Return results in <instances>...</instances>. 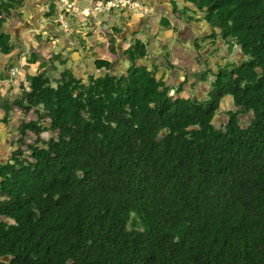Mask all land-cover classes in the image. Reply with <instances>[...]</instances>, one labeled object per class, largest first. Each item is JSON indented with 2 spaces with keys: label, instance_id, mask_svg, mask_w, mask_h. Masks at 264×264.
<instances>
[{
  "label": "trees",
  "instance_id": "16d2710c",
  "mask_svg": "<svg viewBox=\"0 0 264 264\" xmlns=\"http://www.w3.org/2000/svg\"><path fill=\"white\" fill-rule=\"evenodd\" d=\"M188 1L239 52L195 72L205 98L158 79L141 39L125 73L98 58L103 75L64 70L54 86L53 54L27 75L14 104L49 121L19 130L57 136L32 145V161L19 147L0 161V264H264V0ZM22 4L0 0L1 56L21 46L3 24ZM228 95L236 108L216 122Z\"/></svg>",
  "mask_w": 264,
  "mask_h": 264
},
{
  "label": "crops",
  "instance_id": "0c3cea01",
  "mask_svg": "<svg viewBox=\"0 0 264 264\" xmlns=\"http://www.w3.org/2000/svg\"><path fill=\"white\" fill-rule=\"evenodd\" d=\"M100 1L102 0H67L66 2L63 0H23V4L18 8L16 14L6 18L3 24L4 31L8 32L13 40L20 43L21 46L11 54L14 55L13 59H9L11 55H0V93L4 90L2 85L8 79L25 87L27 82L22 85V82L26 80V78L24 79L25 75L33 74L32 71H35L36 74L42 68L40 64L43 61L41 63L38 61V56L42 53L49 52L50 57L53 54H58L56 61L66 63L62 58V52L71 45L74 47L73 42L75 41L78 44L74 48L81 52L75 66H79V68L66 70H71L79 78L85 74L100 76L106 72L105 69L97 68L96 62L91 60L92 57L113 61L115 69L120 68L125 71L129 66V61L126 56H123L125 55L124 51L131 46L135 39H141L148 47V57L142 63L150 69L155 68L158 79L162 78L166 86L176 88L182 85L183 96L194 92L201 98L207 96L210 90V80H200L195 86H192V77L195 72L199 74L204 71L210 72L211 68L213 71H217L224 63L234 62L235 55L239 54L236 50L227 55V45L224 44L225 41L220 35L221 30L213 27L204 18V13L198 11L197 6L188 0H143L150 8V12L146 15L142 12L132 13L131 11L98 14L110 20L113 16L119 17V19L123 17L125 22L132 25L127 26L125 34L122 33L116 37L118 56L110 53L109 46L107 47L110 39L107 41L106 35L102 38V44L93 43L92 51H90V48L86 49L88 48L87 36L80 33V29L87 28V25L91 23L84 22V9H91L94 3ZM67 2L73 5L68 8ZM62 5L66 6V9H63ZM61 12L68 22L67 29L59 21ZM2 17L3 15L0 16V20ZM167 21L171 23L170 26L165 25ZM112 26L113 30H117V27ZM0 31H2L1 26ZM80 35L84 40L78 38ZM53 42L57 44L55 45ZM27 48L31 56L35 51L36 63L27 62V56L23 54ZM84 51L88 52L87 55ZM56 61L53 72L57 73ZM25 63L29 67L25 66L24 68ZM12 69L17 70L15 75H12ZM22 71L24 75H19ZM50 72L52 71L47 73L48 76ZM62 72H60V76ZM209 74L212 75V73ZM179 79L182 80L179 81ZM235 108L236 105L232 97L223 98L220 111L215 118L216 122L225 117L224 112Z\"/></svg>",
  "mask_w": 264,
  "mask_h": 264
},
{
  "label": "rangeland",
  "instance_id": "374dc122",
  "mask_svg": "<svg viewBox=\"0 0 264 264\" xmlns=\"http://www.w3.org/2000/svg\"><path fill=\"white\" fill-rule=\"evenodd\" d=\"M61 7H63V5ZM94 8L95 7L92 6L91 9H84V14H83V18L85 17L84 22H88V23L91 22V23L87 25V28L82 27L84 29H80V33L82 32L88 38V39L86 38V44L88 47L86 49L90 48V51H92L93 43L102 44V38L105 35L108 41L112 36L118 37L122 33L125 34V29L128 28L127 26L132 25V24H128L129 22L128 23L125 22L126 20L123 17L119 19V17H115L112 15L113 18H111L110 20V19H107L106 17L100 16L98 14H101V12L99 13L96 12ZM132 13H136V12H132ZM189 13L194 15V13L192 12H189ZM112 25H114L115 27H117V29H120V30H116V29L113 30ZM63 26L66 29L68 28L67 24H63ZM207 39H210V38H207ZM203 41H206V39H203ZM54 44L56 45L57 43H54ZM77 44H78L77 41L73 42L74 47ZM109 45H110V42L107 45V47ZM27 46H28V43H27ZM74 47L71 45L69 48L63 50L62 58L66 63L63 64L61 61H56L58 72L49 73V77L51 78L52 85L56 86L58 84L57 80L60 79L58 77H60L61 71H64L68 68L72 70L74 69L76 70L79 68V66L78 67H75V66L77 65L79 55L81 56V52L75 49ZM84 52L87 55L88 52L87 51H84ZM23 54H25L28 58L31 57V53L29 52L28 48L24 51ZM48 57H50L49 52L42 53L38 56V61L41 63L44 58H48ZM91 60L95 63L96 58L92 57ZM25 66L29 67L27 63H25L24 68ZM126 71L127 69L125 71H122L120 68H118L116 73L120 74V73H125ZM31 73L33 74H30V75H34L35 71H32ZM19 75H24V72L23 71L20 72ZM27 75H25L24 79L27 77ZM89 76L90 75L85 74L83 77H81L83 79V82H88ZM182 79H179V81H181ZM2 86L4 87V90L2 93H0V118L2 117L0 119V143H1L0 144L1 145L0 160L5 161L7 159H10L15 154L16 152L15 150L18 149L19 147L20 150L24 151V153L19 156H22V158L25 160L32 161L34 159L32 156V153H33L32 145L36 144L41 147L43 145V141H47L52 137H56L57 133L53 132L52 130L44 131L41 135V142L37 141L38 136L34 132L33 129L28 130L27 134L24 136V134L21 133V131L19 130V127L21 126L23 122H29L32 120H40V122L47 123L49 121V118L47 116L45 117L44 115L45 110L43 108H40V114H38L35 108L29 110L28 112H24L23 109L18 107V105L14 104V99L16 97L21 96V94L24 92V89H23L24 86L23 87L20 86L17 82L11 79H8V81H6L5 84H3ZM25 88L27 90L29 89L28 82ZM7 105L9 106L11 105L10 112L8 114L6 113V109H5ZM5 117H7L8 122L3 120ZM40 117H43V118L39 119ZM242 122H245V123L248 122L247 115L244 116ZM22 137H23V142H20V138ZM0 181H1V178H0ZM0 218L4 219L3 217H0Z\"/></svg>",
  "mask_w": 264,
  "mask_h": 264
},
{
  "label": "built area",
  "instance_id": "2783aa9c",
  "mask_svg": "<svg viewBox=\"0 0 264 264\" xmlns=\"http://www.w3.org/2000/svg\"><path fill=\"white\" fill-rule=\"evenodd\" d=\"M63 1L66 2L67 0ZM72 5L73 4L68 3V8H70ZM93 7H95L94 9L98 13H108L112 11H131L136 13L142 12L146 15L150 12V8L143 0H102L100 2L94 3ZM63 9H66V6H64ZM59 21L61 22V24L68 23L63 12L60 13ZM16 73L17 70H12L13 75H15Z\"/></svg>",
  "mask_w": 264,
  "mask_h": 264
},
{
  "label": "clouds",
  "instance_id": "9594fccd",
  "mask_svg": "<svg viewBox=\"0 0 264 264\" xmlns=\"http://www.w3.org/2000/svg\"><path fill=\"white\" fill-rule=\"evenodd\" d=\"M13 75V74H12ZM170 94H172V92L170 93ZM236 105V104H235ZM220 111V108L218 109V112ZM230 111V110H229ZM224 113H227V112H224Z\"/></svg>",
  "mask_w": 264,
  "mask_h": 264
}]
</instances>
